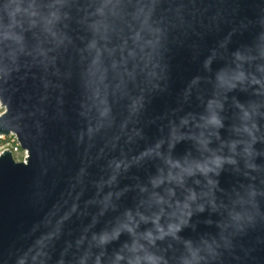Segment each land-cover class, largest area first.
<instances>
[{
    "label": "clouds",
    "instance_id": "obj_1",
    "mask_svg": "<svg viewBox=\"0 0 264 264\" xmlns=\"http://www.w3.org/2000/svg\"><path fill=\"white\" fill-rule=\"evenodd\" d=\"M210 6L205 0L4 5L0 122L14 120L22 130L31 121L39 146L35 163L31 148L12 159L33 170L26 200L35 217L26 230L20 226L19 246L14 242L0 264H227L238 259L239 240L264 231V9L250 42L230 49L233 29L204 58L208 75L186 84L185 103L194 92L200 98L202 83L211 85L203 110L180 106L154 117L159 135L136 148L146 141L148 106L169 88L172 46L197 25L223 22L217 11L205 24ZM217 60L222 63L213 69ZM73 84L74 168L66 141L48 142V125L69 120L65 105ZM21 88L29 90L13 108ZM179 144L190 147L177 154ZM8 148H0V159ZM226 174L235 177L228 188L221 184ZM130 195L132 204L125 205ZM201 223L215 230L200 231Z\"/></svg>",
    "mask_w": 264,
    "mask_h": 264
},
{
    "label": "water",
    "instance_id": "obj_2",
    "mask_svg": "<svg viewBox=\"0 0 264 264\" xmlns=\"http://www.w3.org/2000/svg\"><path fill=\"white\" fill-rule=\"evenodd\" d=\"M15 0H0V18L5 16L4 5L12 4ZM209 7L208 13L204 16L205 24L208 23V18L211 14L220 11L223 16V22L219 28L212 26L211 28H201L196 26L195 32H190L187 37H182V43H177L172 46L170 53V81L169 88L166 92L157 94L148 106L147 113L144 116V132L146 141H141L136 146L137 150L144 147L145 142H150L159 135L156 124L151 123L154 117L162 113L183 106L184 111L200 112L203 110L202 99L211 95V85L207 82L201 84L199 88V97L196 92L190 100L185 103L182 99V92L186 84L197 75L207 76L203 68V60L209 54V50L216 47L218 41L224 39L233 29H236L235 34L231 38L229 44L230 49H234L241 43L250 42L253 36L260 31L259 19L264 9V0H205ZM242 23L247 25L246 29L242 28ZM222 61L217 60L212 65L213 69L218 68ZM72 94L66 97L67 103L65 111L68 113L69 120L66 124L53 122L48 125V142L59 144L61 140L66 141L67 156L71 167L78 166V161L75 159L76 149L74 141L71 137V129L78 127V118L75 115L73 98L76 95L75 85H72ZM29 88H21V92L16 94L14 98L13 108H19L23 99L22 94L28 91ZM241 100H247L249 97L241 93H235ZM13 113L10 111L9 120ZM225 116L226 122H230L233 118L230 105H226ZM264 123V122H262ZM27 127L18 129L16 121H11L7 126L0 122V133L4 136L10 135V131H15L17 141L22 149L31 148L33 151V159L35 163L36 149L39 146L37 141L33 140L35 135L31 121H26ZM227 136V133H225ZM47 146V145H46ZM190 145H177V154H183ZM260 147V145H258ZM12 153L7 150L4 157L0 159V256L7 258L9 251L14 242L19 246L17 238L21 231V225L26 226L34 219V211L27 206L26 196L31 183L33 170L21 167H16L12 164ZM93 172L96 169L92 170ZM132 174L143 177V170L133 169ZM132 180H125L124 183H133ZM235 182V177L224 175L221 177V184L228 188ZM125 205L132 204L131 195L124 201ZM203 219L202 217L200 218ZM79 223V222H77ZM75 227V225H73ZM208 229L201 223L200 231H214ZM185 236H191L193 233L185 231ZM264 231L257 230L249 232L242 240H239L236 249L238 259H227V264H264ZM126 237H121V240ZM9 264L11 262L9 261Z\"/></svg>",
    "mask_w": 264,
    "mask_h": 264
},
{
    "label": "built area",
    "instance_id": "obj_3",
    "mask_svg": "<svg viewBox=\"0 0 264 264\" xmlns=\"http://www.w3.org/2000/svg\"><path fill=\"white\" fill-rule=\"evenodd\" d=\"M9 146L8 150L12 153L13 157H22L24 150L22 149L19 142L16 139H13L11 135L5 136V139L0 140V148L4 146Z\"/></svg>",
    "mask_w": 264,
    "mask_h": 264
}]
</instances>
